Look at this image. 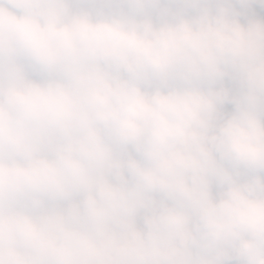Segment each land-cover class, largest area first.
Returning <instances> with one entry per match:
<instances>
[{"label":"clouds","instance_id":"clouds-1","mask_svg":"<svg viewBox=\"0 0 264 264\" xmlns=\"http://www.w3.org/2000/svg\"><path fill=\"white\" fill-rule=\"evenodd\" d=\"M0 264H264V0H0Z\"/></svg>","mask_w":264,"mask_h":264}]
</instances>
